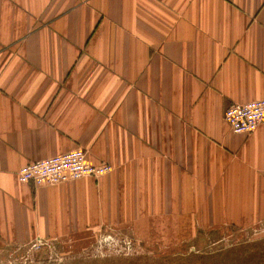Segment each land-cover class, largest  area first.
<instances>
[{
  "label": "crops",
  "instance_id": "obj_1",
  "mask_svg": "<svg viewBox=\"0 0 264 264\" xmlns=\"http://www.w3.org/2000/svg\"><path fill=\"white\" fill-rule=\"evenodd\" d=\"M263 98L264 0H0V246L264 222V121L224 116ZM76 148L113 170L19 181Z\"/></svg>",
  "mask_w": 264,
  "mask_h": 264
},
{
  "label": "rangeland",
  "instance_id": "obj_2",
  "mask_svg": "<svg viewBox=\"0 0 264 264\" xmlns=\"http://www.w3.org/2000/svg\"><path fill=\"white\" fill-rule=\"evenodd\" d=\"M165 220V230L99 226L41 247L1 245L0 264H264V222L179 234Z\"/></svg>",
  "mask_w": 264,
  "mask_h": 264
},
{
  "label": "built area",
  "instance_id": "obj_3",
  "mask_svg": "<svg viewBox=\"0 0 264 264\" xmlns=\"http://www.w3.org/2000/svg\"><path fill=\"white\" fill-rule=\"evenodd\" d=\"M224 116L234 133L251 134L264 121V98L233 104L226 109ZM112 170L113 166L108 163H89L86 151L76 148L23 165L18 179L34 185H55L83 177L99 178ZM47 244L48 241L39 238L32 245L41 247Z\"/></svg>",
  "mask_w": 264,
  "mask_h": 264
}]
</instances>
